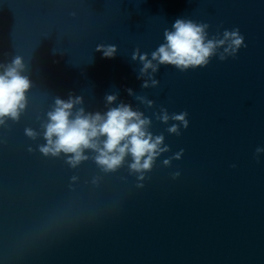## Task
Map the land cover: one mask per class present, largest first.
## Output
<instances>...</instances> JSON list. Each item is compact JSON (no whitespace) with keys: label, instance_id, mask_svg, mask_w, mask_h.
<instances>
[{"label":"clouds","instance_id":"1","mask_svg":"<svg viewBox=\"0 0 264 264\" xmlns=\"http://www.w3.org/2000/svg\"><path fill=\"white\" fill-rule=\"evenodd\" d=\"M207 23H196L192 20L176 19L172 30L165 29V43H162L151 53L141 54L139 49L134 50L131 59H137L142 64L138 78L147 77L142 83L143 88L156 87L159 81L153 78L161 65H171L181 72L198 67H206L211 57L217 55L225 60L228 56H235L238 50L247 45L239 29L225 30L222 37L208 38ZM97 51H102L105 57L115 55V45H98ZM27 66L21 56H15L9 63H0V126H7V121L18 122L28 105L27 93L32 87L28 75L24 73ZM151 70V71H149ZM133 95L132 90H127ZM141 103L151 107L153 101L137 95ZM107 105H112L116 95H106ZM83 98L69 95L67 100L56 97L54 104L46 114L47 119L41 124L43 139L46 143L38 145L39 152L45 157H65V162L71 168H77L89 159L104 173H114L127 162L130 174H135L138 180L143 181L146 173L150 172L156 159L169 147L164 145V135H153L149 131L151 120L143 112L133 110L131 105L123 102L115 107H108L106 112H86L83 107ZM186 111L179 114H169L161 108L157 119L167 124L175 121L167 132L180 135V127L187 129L189 121ZM25 135L36 140L41 133L33 128H25ZM29 152L33 151L31 147ZM91 153L88 155L86 153ZM264 152V148H257L256 153ZM183 149L173 157L165 159L163 164L170 166L172 159H180ZM235 167V165H233ZM180 173L173 174V178ZM76 181L78 178H71ZM97 180L94 179L93 183ZM138 187H143L138 184Z\"/></svg>","mask_w":264,"mask_h":264}]
</instances>
